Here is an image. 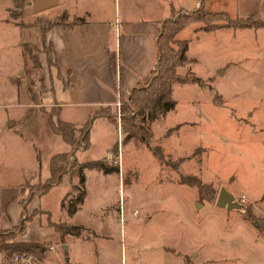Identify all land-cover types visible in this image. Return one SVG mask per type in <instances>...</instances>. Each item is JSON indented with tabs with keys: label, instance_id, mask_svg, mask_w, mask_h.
<instances>
[{
	"label": "rangeland",
	"instance_id": "1",
	"mask_svg": "<svg viewBox=\"0 0 264 264\" xmlns=\"http://www.w3.org/2000/svg\"><path fill=\"white\" fill-rule=\"evenodd\" d=\"M16 2L0 0V155H14L18 162L19 153L24 160L30 156L27 147L20 146V131L26 142L38 139L35 151L45 158L50 143L42 133L46 119L40 105H47L55 96L44 95L45 73L36 56L38 50H50L46 44L30 40L35 36L31 29L22 31L14 24L39 26L37 19L60 21L65 17L61 12L55 15V5L37 11L32 0ZM105 2L115 26L118 0ZM174 11L175 16L186 12ZM239 11L238 16L246 15ZM196 24L201 22L185 25L175 37L186 40L187 55L194 58L189 68L183 64L177 72L201 77L202 82H174V107L163 118L148 121L136 116L140 128L135 133L148 137V143L125 136L121 129L118 142L115 129L94 137L89 152L105 154L104 147L111 142V151L117 146L118 154L110 153V159L116 160L110 161V170L86 172L85 200L73 219L90 225L95 232L87 229L81 238L66 234L55 241L60 252V242L75 246L68 253L69 262L264 264V232L246 220L244 213L251 209L256 223L264 225V25L205 32L195 31ZM117 30L118 42L122 30ZM20 38L26 41L21 43ZM110 39L114 42V32ZM63 108L69 114L78 109L75 105ZM9 122L14 123L9 126ZM147 128L150 136H146ZM155 146L163 154L162 161L151 151ZM72 152L68 161L75 166ZM65 169L76 171L69 165ZM182 177L200 180L203 198L195 186L183 183ZM69 182H76V176L64 175L42 197L56 218L61 216L57 199ZM39 183L26 180L20 186L34 196ZM220 189L233 195L238 204L233 208L217 206ZM77 193L71 186L65 204ZM14 252L21 257V264H36L33 257L26 262V255ZM47 252L48 247L45 256ZM49 260L54 262L53 257Z\"/></svg>",
	"mask_w": 264,
	"mask_h": 264
},
{
	"label": "crops",
	"instance_id": "2",
	"mask_svg": "<svg viewBox=\"0 0 264 264\" xmlns=\"http://www.w3.org/2000/svg\"><path fill=\"white\" fill-rule=\"evenodd\" d=\"M56 1L54 4L56 7L54 8L55 15L61 12L65 19L57 20V24L45 28L43 34L38 25L21 26L19 23L14 24L22 31L31 29L35 36L30 40L38 41L42 46L46 44L48 50L53 52L54 65L47 63L46 51L38 50L36 56L40 70L45 73V75L43 74L44 95L49 92L55 97H52L47 105H40L46 119L43 123L42 133L49 139L48 142L50 143L45 158H42L40 152L35 151L37 143H39L38 139L26 142L27 137L21 131L18 133V140L21 142L20 146L27 147L25 150L29 152V158L24 160L22 154L19 153L20 160L17 162V157L14 155H0V230L15 226L20 221L22 212L26 211V216L29 219L26 221L25 232L17 236L15 240L20 242L38 241L48 247V254L39 262L36 261V264H83L79 261L76 263L69 262L72 261V258L68 256V253L75 246L70 248L67 242L59 241V246L63 252L58 251L54 246L55 241L60 240L62 236L49 223L52 221L82 225L83 230L88 231L87 229H89L95 232V229L90 225L76 222L73 218L85 200L86 172L94 169L101 172V169L81 166L80 171L84 179L79 184L80 172L77 166L103 158L104 163L108 166H110V161L114 163L116 160L110 159V153L116 157L118 148L116 146V150L112 152L110 149L112 148L110 147L111 142L105 145V154L101 152L102 154L96 156L89 151L94 146V137L98 136L97 133L100 131L109 134L115 129L118 142L120 126L118 121L117 123L112 122L104 114L95 115L94 113L102 109L104 111L109 110L112 116L116 118L115 112L119 107L115 103L119 101L120 106L127 99L131 88L149 78L157 53L155 39L161 23L171 14V11L182 9L190 12L196 10L201 4L203 9L208 12L224 11L229 16L236 14L234 17H243L237 15V10H240L245 11L246 15L256 12L261 17L264 16V0H118L117 10H114L113 13L115 26L111 23L112 15L107 11L106 0ZM4 21L9 23L5 18ZM117 25L118 27H116ZM194 28L195 31L201 29L205 32H213L214 30L232 27L219 26L207 31L202 28L201 22V24H196ZM117 29L122 30L119 36L121 40L119 39L118 42ZM112 32H114V42L110 39ZM19 41L22 43L26 40L20 38ZM187 57L190 60L183 64L189 68V64L193 62L194 58L188 55ZM11 82L15 85L14 76L11 77ZM65 105H75L78 109L72 114L64 113L63 106ZM51 107L57 112L56 116L59 120L70 122L76 128L83 125L86 120H91L88 128V146L72 152L75 163L72 168L76 167V171H65L60 178L61 180L66 174L76 176V182H69V185L65 184L57 199V209L59 214L61 212L59 218L51 215V211L42 201V197L47 192L36 193L32 196L20 186L26 180L37 182L38 180L41 182L47 180L50 175V157L56 153L69 155L75 143L80 139L77 130L74 132V144L61 139L58 134L52 132L48 124V111ZM13 123L9 122V126ZM58 182L53 184L48 192L51 188L56 187ZM117 182L119 183V180ZM75 185L82 187L83 197L77 208L72 213H68L65 197L68 195L70 187L74 188ZM66 250L68 252L64 256ZM11 254L0 251V264H13L10 261ZM48 257H53L54 262L50 260L48 262Z\"/></svg>",
	"mask_w": 264,
	"mask_h": 264
},
{
	"label": "trees",
	"instance_id": "3",
	"mask_svg": "<svg viewBox=\"0 0 264 264\" xmlns=\"http://www.w3.org/2000/svg\"><path fill=\"white\" fill-rule=\"evenodd\" d=\"M17 3L16 0H13ZM177 11H171V14L161 23L160 30L156 36L155 44L157 46V53L155 55V61L153 68L150 71V76L146 81L139 82L138 86L131 88L127 99L120 104V114H119V126L121 132L125 136L135 137L144 143H148L149 138L143 135H136V131H139V126L136 125V116H145L148 121H153L154 119H159L165 116L169 110L174 107V100L172 98V84L174 82L178 83H196L201 84V77H197L193 74H178L176 72L177 66L189 61L190 59L186 55V49L188 43L185 39L178 40L175 39L176 33L182 30L187 24L201 21L202 28L204 30H213L219 26L232 27V28H243V27H258V25H264V20L259 16L258 13L252 12L243 17H229L224 11H212L208 12L203 9V7L198 5L197 9L190 12L179 13L175 16ZM216 21V22H215ZM221 21L222 23H217ZM37 23L40 27V32L43 34L45 28L57 24L58 21H47L37 19ZM47 63L49 65H54V55L53 52H47ZM51 107L48 111V124L52 132L58 134L61 139L74 144L75 139L74 132L78 131V138L84 142V147L89 144L88 128L90 126L91 120H86L83 125L76 128L74 124L61 121L57 118V112ZM104 114L107 119L109 118L112 122H116L111 112L98 110L94 113ZM117 123V122H116ZM146 136H150L149 129ZM153 154L159 161H162L163 154L160 148L155 146L151 148ZM73 166L72 161H68V154L66 153H56L53 154L49 159V170L50 175L47 180L39 183L38 193L43 194L49 190V188L57 183L61 176L66 171V166ZM81 166L104 168V170H110L104 163V158L100 160H94L91 162H86L84 164H79L77 169L79 170L78 183H82L84 176L80 171ZM107 166V167H106ZM117 171L118 167L116 165ZM181 181L185 184L193 185L197 188L199 196L203 198L204 195L201 194L200 189L203 187L200 180L194 178L193 180L181 178ZM78 193L75 197L69 198V202L66 205V210L68 213H72L77 206L82 201L83 189L78 186ZM245 218L250 221L257 229L264 232V225L259 226L256 223V219L251 212V209H245ZM29 217H21L20 221L13 227L5 230H0V251L7 254H11L13 251L22 252L24 255H29L33 257L36 261H39L45 257V252L47 251V246L36 241H16L15 238L24 233L26 221ZM49 225L57 230L61 236L69 233L74 237L81 238L82 231L84 227L81 225H72L68 223H55L50 222Z\"/></svg>",
	"mask_w": 264,
	"mask_h": 264
},
{
	"label": "water",
	"instance_id": "4",
	"mask_svg": "<svg viewBox=\"0 0 264 264\" xmlns=\"http://www.w3.org/2000/svg\"><path fill=\"white\" fill-rule=\"evenodd\" d=\"M32 6L34 10H43L49 6L54 5L56 0H32ZM220 72V71H219ZM217 198L215 200V204L218 206H225L227 208H233L238 203L235 201L234 196L230 193L226 192L223 189H220L217 193Z\"/></svg>",
	"mask_w": 264,
	"mask_h": 264
},
{
	"label": "built area",
	"instance_id": "5",
	"mask_svg": "<svg viewBox=\"0 0 264 264\" xmlns=\"http://www.w3.org/2000/svg\"><path fill=\"white\" fill-rule=\"evenodd\" d=\"M115 105L116 106H118L119 108H118V112H117V116H119V109H120V106H119V101H117L116 103H115ZM84 147V143H83V141L82 140H80V142H79V144H75L74 146H73V148H72V151H74V150H79V149H81V148H83ZM23 259H25L26 260V262H30L31 261V256H29V255H26V256H24L23 257ZM10 261L11 262H13V264H21V257L18 255V253H12L11 254V256H10Z\"/></svg>",
	"mask_w": 264,
	"mask_h": 264
}]
</instances>
